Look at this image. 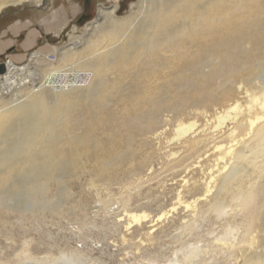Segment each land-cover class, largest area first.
<instances>
[{
    "label": "bare ground",
    "instance_id": "6f19581e",
    "mask_svg": "<svg viewBox=\"0 0 264 264\" xmlns=\"http://www.w3.org/2000/svg\"><path fill=\"white\" fill-rule=\"evenodd\" d=\"M33 2L47 4L0 0V14ZM135 7L123 17L116 6L101 7L68 48H37L40 33L22 25L31 32L24 54L1 63L0 227L10 217L22 226L40 224L48 213L89 216L90 189L67 210L55 193L32 206L17 200L46 197L67 181L82 186L81 174L92 184L128 179L135 166H148L150 151L163 152L158 143L176 120L162 154L167 166L155 180L162 184L166 172L179 179L173 183L182 210L176 205L168 217L179 249L173 257L145 253L146 263L143 256L138 263L251 264L264 253V0H138ZM66 21L62 12L46 24L47 34L59 35ZM13 45H0V57ZM155 227L167 228H148L147 241L156 240ZM34 242L25 240L0 264H105L81 250ZM42 247L49 252L41 254Z\"/></svg>",
    "mask_w": 264,
    "mask_h": 264
},
{
    "label": "rangeland",
    "instance_id": "374dc122",
    "mask_svg": "<svg viewBox=\"0 0 264 264\" xmlns=\"http://www.w3.org/2000/svg\"><path fill=\"white\" fill-rule=\"evenodd\" d=\"M122 1L125 3L124 6H121ZM74 2L82 4V0H74ZM68 3V0H47L46 5L33 2L20 7H11L3 11L0 17L6 14V12H13V20L10 24L16 23V25L11 28V32L16 35V39L5 42L2 41L0 45L3 43L9 44L12 41L13 44H15V41L22 37H25L24 41H27L31 32H24L22 25L30 23L33 27L32 30H36L40 33L37 38L38 41H35L37 43V48L49 45L56 48H68L71 43L85 34V29L89 24L97 20L101 7L113 8L116 6L118 9L117 15L122 17L138 8L135 7L138 5V0H100L98 2L99 7H95L91 21L89 20L86 24L78 26V17L76 16L82 14L81 8L75 7V5L69 7ZM62 12L69 16L68 23L66 21V23L60 25L59 30L56 29L59 35L56 36L54 33L51 35L47 34L46 24H54L59 16L62 17ZM19 22H21V24ZM21 32L23 33L22 35H20ZM15 48L16 45H13V47L8 50V53L2 56V59L0 57V65H3L1 63L5 62V58L8 54L20 55L15 53ZM185 119L188 120L187 118ZM177 124L176 120H173L170 122L169 126L164 129L165 135L162 140L159 141L160 144L158 143L163 149V152L168 150L169 143H171L170 140L175 138ZM163 152L150 151L148 153V166H135V170L128 179L124 180L123 178L122 181L116 183L95 181L92 184L87 176L81 174L82 186L67 181V183L62 186V189L60 187L61 190H58L57 187H53L54 189L52 190L54 192L51 190V194L46 197L36 198L35 194H28L26 195L27 198L24 197L23 199L17 200L23 202L22 205L32 206L36 200L43 201L44 203L52 200V193H55L57 195L55 196L54 194L53 200L58 201L60 206L63 205L62 207H65L67 210V208L71 207L69 204L73 205L82 191L90 189L91 191L93 190L94 194L91 198L86 199V201L89 203L90 207L94 209L93 212H89L88 215L90 217H85L83 213L81 216V213L78 214L71 210L69 213H65L63 218H55V220L53 219L52 213H48L46 214L47 218H45L42 223L38 224L37 222L30 221L24 222L22 226L19 225L17 219H12L13 217L8 218L7 222L9 221L10 223L4 226V228L0 227V259L8 260L14 258L15 251L18 252L21 250L25 240H34L35 244H47V248L58 245L57 247L63 250H81V252L85 253L84 255L86 258L99 260L101 263L105 264H139L143 261L146 263V258L148 257L145 253L152 255L154 252L157 253L160 251H164L166 256L169 255L168 257H173L172 254L179 249V245L174 244L176 243L174 239L177 238L179 235L177 233L179 232L172 226L174 225V222L171 220L172 218L168 220V217L170 218L172 213L176 212L174 209L179 206L177 205L179 203L177 191L180 189L173 183L179 179L173 181L174 177L172 172H166L162 175V184L159 183L158 180H155L157 173L160 174V170L167 166L168 160L165 158V155H162ZM122 173L123 172H121L120 175ZM141 178H145V180L148 179L149 184L142 189L136 188L135 186L132 187V180L135 181ZM86 195L87 194H85V196ZM130 195L132 196L129 202H126V198ZM68 196L70 197L68 198ZM77 201L78 200H76V202ZM97 208L98 210L96 211ZM176 209L179 211L182 210L180 206ZM143 213H146L149 217L146 219L147 222L144 220L142 224H137L135 222L132 224L133 221L131 222V216L141 215ZM165 215L168 216L165 217ZM152 221L153 223L151 224ZM16 222L17 224L15 225ZM177 222L178 221L175 223ZM157 224H166L167 228L163 229V232H161L162 235L158 233V227H155V230H151V233L157 237V241H147L148 238L146 234L150 232L148 228ZM167 225H169V227ZM170 226L173 228H170ZM51 236L54 237L53 240L50 239ZM125 240H127V242H124ZM138 247H141V252L140 250L138 251ZM47 248L42 247L41 254H47L49 252ZM139 258H141L140 261L142 262L139 261ZM143 258L145 259L143 260ZM160 261L162 262L164 259ZM255 263L264 264V253L258 252L255 255L254 261L251 264ZM83 264H87L86 261Z\"/></svg>",
    "mask_w": 264,
    "mask_h": 264
},
{
    "label": "crops",
    "instance_id": "0c3cea01",
    "mask_svg": "<svg viewBox=\"0 0 264 264\" xmlns=\"http://www.w3.org/2000/svg\"><path fill=\"white\" fill-rule=\"evenodd\" d=\"M10 13V14H9ZM13 12H6V14H4L3 16L0 17V43H2V41H11V40H15L16 39V35H14L11 31L12 26L16 25L15 24H10V22L13 20ZM30 22V21H29ZM21 24V22H19ZM24 39L25 37H22L21 39H18L15 41L16 48H15V53L17 54H24L23 51V44H24ZM38 41V40H37ZM18 42V43H17ZM37 45V43H36ZM2 59V57H1Z\"/></svg>",
    "mask_w": 264,
    "mask_h": 264
},
{
    "label": "flooded vegetation",
    "instance_id": "af4514ba",
    "mask_svg": "<svg viewBox=\"0 0 264 264\" xmlns=\"http://www.w3.org/2000/svg\"><path fill=\"white\" fill-rule=\"evenodd\" d=\"M69 3V7H73L72 5H75V7H80L81 8V12L82 14L78 17V21L77 24L78 26H82L84 24H86L89 20L91 21L93 12L95 10V7H99L98 6V2L100 0H82V4H77L74 2V0H68ZM125 3L124 1L121 2V6H124Z\"/></svg>",
    "mask_w": 264,
    "mask_h": 264
},
{
    "label": "water",
    "instance_id": "95a60500",
    "mask_svg": "<svg viewBox=\"0 0 264 264\" xmlns=\"http://www.w3.org/2000/svg\"><path fill=\"white\" fill-rule=\"evenodd\" d=\"M0 73H3L2 65H0Z\"/></svg>",
    "mask_w": 264,
    "mask_h": 264
}]
</instances>
